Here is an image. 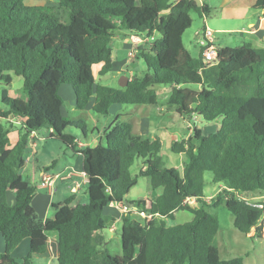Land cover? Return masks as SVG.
<instances>
[{"label": "trees", "instance_id": "trees-1", "mask_svg": "<svg viewBox=\"0 0 264 264\" xmlns=\"http://www.w3.org/2000/svg\"><path fill=\"white\" fill-rule=\"evenodd\" d=\"M252 9L263 11L264 0H255ZM210 11L197 0H56L44 5L0 0V81L9 85L11 73L20 76L24 94L11 97L5 87L0 90V117L21 123L10 146L9 127L0 122V264H32V254L45 252L51 236L57 242L56 264H243L242 256L219 257L213 244L218 219L211 208L224 203L235 228L264 238V45L217 47L213 63L203 62L202 48L193 57L182 41L190 12L202 17ZM120 29L158 37L139 51L145 73L128 78L125 87H111L96 81L93 67L99 65L98 75L110 71L112 36ZM155 84L171 86L167 102L179 116L196 114L206 122L220 118L217 130L204 132L194 124L187 138L171 144L172 152L187 158L181 168L165 164L158 137L135 133L120 114L89 144L86 122L63 113L58 92L69 85L73 106L81 110L94 97L91 112L106 116L114 104H155ZM40 130L80 153L88 177L86 203L71 206L73 196L52 203L53 216L43 221L31 203L36 187L23 178L29 135ZM81 139L84 144L78 145ZM136 160L141 164L132 174ZM206 171L222 185L209 198ZM138 177H149L154 197H125ZM249 191H260L262 199L245 198ZM110 203L125 207L119 218L121 255L112 254L105 239V230L117 221L104 213ZM178 210L192 218L166 225L165 218L175 221ZM132 211L150 217L136 219ZM24 238L29 252L13 257Z\"/></svg>", "mask_w": 264, "mask_h": 264}, {"label": "rangeland", "instance_id": "rangeland-1", "mask_svg": "<svg viewBox=\"0 0 264 264\" xmlns=\"http://www.w3.org/2000/svg\"><path fill=\"white\" fill-rule=\"evenodd\" d=\"M50 2H54L56 0H49ZM218 0H204L206 4L216 3ZM26 5H29L28 1L25 2ZM253 11V9H252ZM190 17L192 19L191 25L184 31L182 34V41L184 44V47L187 49V51L194 57L197 56L200 45L196 41V34L200 33L203 29V26L206 24L209 28H211L214 31L213 34V43L215 46L219 47H225V46H240L242 45L247 39L245 38L244 34H241L239 32H218L215 30V27H222V26H240V25H246L245 21H237L234 19H222L217 16H202L200 17L195 12H190ZM205 18V19H204ZM205 23V24H204ZM245 27V26H244ZM121 31L126 32L125 30L120 29ZM114 34H120L119 31H116ZM129 33H127V36ZM142 36V35H141ZM157 34H153L151 37L148 38L145 44H143V48L136 49L134 53H132L133 58L129 57L125 52V49H122V40L119 36V39L113 38L111 45L115 50H117V54H114V64H112L111 69L108 73L104 75H98L97 74V68L94 66L93 72L96 81L103 85H108L111 87H120L119 86V78L122 75L127 76L128 78H134V77H141L145 73V64L143 60L139 57L138 54L139 51L147 50L150 46V42L157 38ZM126 41H131L130 37H127L125 39ZM257 46H263V43L256 44ZM121 49L123 51H121ZM122 53V54H121ZM124 61L125 64H124ZM123 62V64H121ZM13 80L11 82V86H9V89L11 92L19 93L20 91L22 93V78L18 75L13 74ZM0 85H3V82L0 81ZM66 88H70L69 85H64ZM190 88L198 89L195 85H189ZM154 88L157 90L158 93V105L150 107L153 109V115H152V121L157 120H169V125H173L174 133L177 136V138L183 137L187 132L189 128H192L195 125H197L199 128H201L204 132H213L214 125L218 123L220 118H217L214 121L206 122L204 121L200 116L196 114H192L190 117H186L185 120H182L180 118L174 119L172 111L170 110L174 108L175 106L169 104L167 102V96L170 92L171 86L170 85H158L155 84ZM18 89V90H17ZM1 90V89H0ZM60 95H63V89L59 91ZM62 97V96H61ZM63 106L64 110L66 112V115L70 117L71 119H82L86 122L88 132L87 134L90 135V132L93 131L92 126L94 123H96L97 127L103 128V127H110L111 124L114 121L115 118V112L118 106L113 107L110 111L109 115H100L95 114L93 117L92 112L81 110L74 108L72 101H70L67 98H63ZM1 104V103H0ZM133 104H123L121 105L120 111L127 112L128 110H134L136 111V108H143L139 107V105ZM161 109H158V108ZM149 108V107H147ZM139 113V112H137ZM164 114V115H163ZM165 116V117H162ZM162 117V119H161ZM196 120V121H195ZM3 123H5L3 120H0ZM188 123H190V126L188 127ZM92 129V130H91ZM91 130V131H90ZM67 131L74 132L76 134H80V130L75 129L73 127L67 128ZM102 131V129L100 130ZM12 138V137H11ZM95 139H98V137H94ZM96 141H91V144H94ZM37 149V154L34 159H27L29 157H26L27 159V168L23 172V178L30 182L34 183L35 180L38 179L39 176V169L41 166L51 163L53 159L55 160V164L52 167H50V170L52 173L57 174H66L67 172V163L68 161L71 164H75L74 158H71L72 156H69L70 153L66 149V147L56 139L49 138L48 140L44 141H37V145L34 147V149ZM32 153V152H31ZM181 154L174 153L169 148V144L167 141L164 142V145L161 149V157L165 164L169 167H176V165L179 164V158ZM71 158V159H70ZM185 158V156H184ZM141 161L136 160L134 164L131 166L130 170L132 174H136L139 170ZM204 194L209 196L210 194H214L216 188L218 187L217 183H213L211 181V173L206 171L204 172ZM60 183L62 181H59ZM83 190H85V193L83 191H80L78 194V198L72 200L71 206H74L76 203H86L87 202V194H86V185H82ZM70 191L68 189L63 188L62 186L59 187L58 192L54 196V200H61L63 201L62 197L64 195H68ZM157 191H153L150 187L149 181L147 177H138L137 183L130 188L128 193L125 195L127 199H136L139 197H154L156 195ZM211 195V196H212ZM245 198L251 200V201H258L261 200L259 197L262 195L260 191H249L243 193ZM210 197V196H209ZM207 197V198H209ZM189 203L191 205H194L195 203L190 200ZM121 208V206H119ZM109 211V208H108ZM211 211L216 214L218 219V229L216 231V234L214 235L213 244L218 249L219 257L221 259H229L236 256H242L243 257V263L244 264H264V238H257L255 237V234L253 231L249 235H245L244 233L240 232L237 228L233 226V216L231 212L226 208L225 204L222 203L221 205L217 206L216 208H211ZM36 212V211H35ZM48 213L49 217L53 216L54 210L51 207H48ZM133 217L136 219L143 220L144 218H148V215L140 214L136 211L130 212ZM118 214V210H117ZM37 215V212H36ZM120 215H118L117 221L112 224L107 230H105V239L107 242V248L112 254L121 255V242H120V225L121 222L119 220ZM192 218V214L185 210H178L176 213L175 221H171L169 219L165 218L166 225H171L175 223H182L185 221H189Z\"/></svg>", "mask_w": 264, "mask_h": 264}, {"label": "crops", "instance_id": "crops-1", "mask_svg": "<svg viewBox=\"0 0 264 264\" xmlns=\"http://www.w3.org/2000/svg\"><path fill=\"white\" fill-rule=\"evenodd\" d=\"M29 3V5H44V4H49L50 1L49 0H24V3L27 2ZM198 2L202 3L204 2V0H197ZM255 0H218L216 1V3H212L208 4L211 7V11L209 15L212 16H217L219 18L222 19H234L237 21H245L246 25H240V26H222V27H215V30L218 32H227V33H231V32H239L240 35L244 34L245 38L247 39V41L245 42H251L252 45L257 46L256 44L259 43H263L264 42V11H259V10H254L252 11V6L254 4ZM205 3V2H204ZM205 19V18H204ZM120 32V34H114L112 36L113 38L119 39V36L121 37L122 40V49H125V53L133 58L132 53H134L136 51V49H140L143 48V44L146 43V41L148 40L149 37H147V40H144L143 42H140L138 44H135L132 41L131 36L133 34H129L127 36V32L121 31V30H117ZM127 37H130L131 41H126L125 39ZM158 37V36H157ZM196 41L198 42V34H196ZM199 44V42H198ZM200 45V44H199ZM219 47V46H216ZM121 49V51H123ZM114 54H117V50H115L114 52V48L112 46V55H113V60H114ZM122 54V53H121ZM126 61H124L125 64ZM112 64H114V61L112 62ZM121 64H123V62H121ZM94 68V67H93ZM96 68H99V65H96ZM12 76V80H13V75L11 73ZM131 78V77H130ZM12 82V81H11ZM9 86H11V83L9 85H0V89L2 87H5L7 89V93L9 96L11 97H24L23 92L21 93L20 91H18L19 93H13L10 91ZM63 89V95L62 98H67L70 101H72V103H74V97L72 94V91L70 88H66L64 87V85H61L58 89V92ZM18 90V89H17ZM60 94V93H59ZM64 100V99H63ZM94 101V97H91L89 99L88 102V106L85 109L82 110H86V111H90V107L93 104ZM158 98L155 104H150V105H139V107H143V108H136L137 110L135 111L134 108L130 111L128 110L127 112H123L120 111L121 109V105L118 104H114L112 105L113 107L118 106L115 112V116L120 114L121 115V119L129 121L132 124V130L135 133L138 134H147L149 136V138L152 140L155 137H158L160 139L161 142V147H160V152L159 154L161 155V149L164 145V142L167 141V143L169 144V148L171 146V144L174 141H179L181 139H185L187 138V136L191 133L192 128L188 129V132L181 138H177V136L174 133V128L173 125H169L170 121L166 120H157V121H152V115H153V109L150 107L153 106H157L158 105ZM112 106L110 107L109 110V114L110 111L112 109ZM136 107H138L136 105ZM149 107V108H147ZM158 109H161L160 107ZM175 107L172 108L170 110V112L172 111L173 113V117L174 119H176L177 117L185 120V118H183L182 116H179L176 111H175ZM139 112V113H137ZM63 113L66 115V112L64 110L63 107ZM93 114V113H92ZM95 114H93L94 117ZM164 115V114H163ZM165 117V116H162ZM161 117V119H162ZM0 120H3L5 123H3L2 121H0L1 123L5 124L6 126L9 127V132H8V138H9V145L12 146L15 144V142L17 141L18 137H19V129L21 127V123L19 121L18 118L13 117V116H8L7 118H1ZM196 121V120H195ZM189 124V123H188ZM197 126V125H196ZM198 127V126H197ZM219 127V121L217 124L214 125V130H217ZM106 127L103 128H98L96 123H94V125L92 126L93 131L90 132V135L87 134V142L89 144H91V141H97V139H95L94 137H99V135L103 132L104 129H106ZM102 129V131H100ZM48 131L46 130H40L37 132H33L32 134L29 135V137L31 135H34V137L32 138L33 141L36 142L37 145V141H41V140H48ZM12 137V138H11ZM84 144V141L81 139L79 140ZM35 145V146H36ZM70 155L72 156L71 158H74L75 160V164H71L69 161L67 163V173L66 174H55L52 173L50 170V167H52L55 164V160L53 159L51 161V163L45 164L43 166L40 167L39 169V176L38 179L34 181V185L36 187V193L34 195V197L32 198V206L34 207L35 211L37 212V219L38 221H43L45 218L49 217V213H48V207L51 208V204H57L60 203L61 200H54V196L55 194L58 192V189L60 186H62L65 189H68L70 192V194L68 195H64L62 197V199L64 200L65 198L69 197V196H73L74 199L78 198V194L80 193V191H83V193H85V190H83V188L80 187H76L74 182L77 180H81V171L82 170V155L80 153H74V151L72 149L66 148ZM30 150V151H29ZM28 151L30 154H27L26 157H29L27 159H34L36 154H37V149L34 147H29ZM32 152V153H31ZM181 154L180 158H179V164L176 165L177 168H181L183 163L187 160L186 156L183 153H178ZM29 155V156H28ZM185 156V158H184ZM70 158V159H71ZM27 159H25V163H24V168H23V172L25 171V169L27 168ZM55 177L54 180L51 182V184L48 185H42L41 181L44 179V177ZM148 181H149V177ZM59 181H62L61 183ZM222 185L218 184V187L216 188L215 192L217 190H219L221 188ZM157 194V193H156ZM212 194H210L209 196L211 197ZM206 198L209 197L207 195H205ZM260 198L262 197V195L259 196ZM10 199H12V196H10ZM262 199V198H261ZM193 201V200H192ZM194 202V201H193ZM195 203V202H194ZM195 205V204H194ZM121 206L118 203H110L107 207L104 208V213L106 214H110L113 215L116 219H118V215H120L122 213V209L119 207ZM193 206V205H192ZM109 208V211H108ZM117 210H118V214H117ZM262 219H264V212L262 215ZM253 231V230H251ZM250 231V233H251ZM249 233V234H250ZM106 242H108L106 240ZM29 239L28 238H24L23 240H21L18 245L16 247L13 248L11 255L15 258H21L23 256H25L28 252H29ZM4 250V238L2 237L1 233H0V253L3 252ZM56 250H57V242L55 237L51 236L46 243V250L43 253L40 254H32V264H56ZM244 264V263H243Z\"/></svg>", "mask_w": 264, "mask_h": 264}, {"label": "built area", "instance_id": "built-area-1", "mask_svg": "<svg viewBox=\"0 0 264 264\" xmlns=\"http://www.w3.org/2000/svg\"><path fill=\"white\" fill-rule=\"evenodd\" d=\"M264 11V10H263ZM205 24V23H204ZM198 34V33H197ZM213 34H214V31L209 28L208 26H206V24L203 26V29L202 31L198 34V42L200 44V48H202V59H203V62L205 63H213L215 62L216 60V56H217V47L214 45L213 43ZM132 38V41L135 43V44H138L140 42H143L144 40H147V36H144V35H136V34H133L131 36ZM188 127L190 126V123L187 125ZM33 132H31L32 134ZM34 135H31L29 138H30V141H29V147H35L36 145V142L33 141V138ZM78 145H82L83 143L81 141H77ZM30 151V150H29ZM29 151L27 152V154H30ZM29 156V155H28ZM55 177H44V179L41 181V184L44 186L46 185H50L51 182L54 180ZM88 181V177L87 175L81 171V180H76L74 182L75 186L76 187H80L82 185H86ZM190 201V200H189ZM188 201V202H189ZM120 204V203H118ZM121 205V204H120ZM121 209L122 210H125V207H122L121 206ZM150 217V214H148V218Z\"/></svg>", "mask_w": 264, "mask_h": 264}, {"label": "water", "instance_id": "water-1", "mask_svg": "<svg viewBox=\"0 0 264 264\" xmlns=\"http://www.w3.org/2000/svg\"><path fill=\"white\" fill-rule=\"evenodd\" d=\"M127 81H128V77L125 76V75H122V76L119 78V81H118L119 86H120V87H125L126 84H127Z\"/></svg>", "mask_w": 264, "mask_h": 264}]
</instances>
